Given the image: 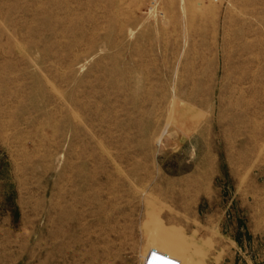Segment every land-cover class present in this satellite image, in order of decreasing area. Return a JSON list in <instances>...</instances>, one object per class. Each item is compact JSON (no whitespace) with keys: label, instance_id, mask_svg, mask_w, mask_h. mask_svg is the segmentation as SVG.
Instances as JSON below:
<instances>
[{"label":"rangeland","instance_id":"obj_1","mask_svg":"<svg viewBox=\"0 0 264 264\" xmlns=\"http://www.w3.org/2000/svg\"><path fill=\"white\" fill-rule=\"evenodd\" d=\"M208 6L0 0V264H264V120L254 142L218 97L184 100L193 120L173 107Z\"/></svg>","mask_w":264,"mask_h":264},{"label":"bare ground","instance_id":"obj_2","mask_svg":"<svg viewBox=\"0 0 264 264\" xmlns=\"http://www.w3.org/2000/svg\"><path fill=\"white\" fill-rule=\"evenodd\" d=\"M226 1L230 8L227 13L229 37L227 47L222 51L217 17ZM190 17L188 61L180 69L181 75L176 73L178 81L172 87L175 113L181 110L193 120L194 109L183 106L184 100L191 101L194 97L200 109L210 107L218 97L220 108L225 107L228 113L223 120L238 132L246 131L252 135L254 142L257 141L264 120V0H209L208 7L200 10L190 8ZM176 47L178 49L179 44ZM163 48L159 73L169 79L173 71L165 60L168 52L166 43ZM221 75L225 81L223 86L219 85ZM167 89L168 86L160 87L161 99L166 97ZM181 89H187L189 96L181 97ZM202 95H206L207 99H201ZM214 113V109H211V120Z\"/></svg>","mask_w":264,"mask_h":264},{"label":"built area","instance_id":"obj_3","mask_svg":"<svg viewBox=\"0 0 264 264\" xmlns=\"http://www.w3.org/2000/svg\"><path fill=\"white\" fill-rule=\"evenodd\" d=\"M147 257L145 258L144 264H181L180 261L173 259L171 256L157 249H153L151 254H148Z\"/></svg>","mask_w":264,"mask_h":264},{"label":"crops","instance_id":"obj_4","mask_svg":"<svg viewBox=\"0 0 264 264\" xmlns=\"http://www.w3.org/2000/svg\"><path fill=\"white\" fill-rule=\"evenodd\" d=\"M210 264V262H208Z\"/></svg>","mask_w":264,"mask_h":264}]
</instances>
